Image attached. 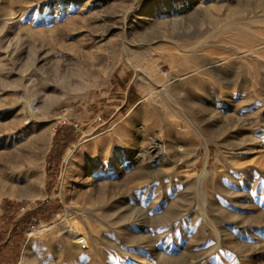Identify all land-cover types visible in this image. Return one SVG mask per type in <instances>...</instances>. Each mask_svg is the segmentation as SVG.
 Returning a JSON list of instances; mask_svg holds the SVG:
<instances>
[{
	"label": "rangeland",
	"instance_id": "obj_1",
	"mask_svg": "<svg viewBox=\"0 0 264 264\" xmlns=\"http://www.w3.org/2000/svg\"><path fill=\"white\" fill-rule=\"evenodd\" d=\"M0 175V264H264V0H0Z\"/></svg>",
	"mask_w": 264,
	"mask_h": 264
},
{
	"label": "trees",
	"instance_id": "obj_2",
	"mask_svg": "<svg viewBox=\"0 0 264 264\" xmlns=\"http://www.w3.org/2000/svg\"><path fill=\"white\" fill-rule=\"evenodd\" d=\"M69 131H70L69 126H61L58 129L57 134L55 136V147L52 150L53 153L51 154V158H50L51 163L54 162L56 159H57L56 162H58V159L61 156V150L64 144L65 143L67 144L70 141L71 134L69 133ZM36 213H37V210L35 211V214ZM30 214L31 213L24 215L19 221H17L13 225V229H12L13 234L16 233L18 230H20V232H23L28 226L33 224V222H30V220H28L30 219L29 217ZM16 260H17V257L11 259V261L6 264H13Z\"/></svg>",
	"mask_w": 264,
	"mask_h": 264
},
{
	"label": "bare ground",
	"instance_id": "obj_3",
	"mask_svg": "<svg viewBox=\"0 0 264 264\" xmlns=\"http://www.w3.org/2000/svg\"><path fill=\"white\" fill-rule=\"evenodd\" d=\"M216 63H217V62H216ZM222 88H223V87H222ZM224 89H225V88H224ZM147 97H148V96H147ZM28 109H29V108H28ZM160 146H161V145H160ZM1 175H2V174H1ZM1 175H0V176H1ZM65 213H66V212H65ZM66 217H67V216H66ZM58 223H59V222H58ZM96 225H97V223H96ZM96 225H95V226H96ZM88 226H89V225H88ZM95 226L93 227L92 231L98 233L100 230H98V228L95 227ZM100 227L102 228V226H100ZM88 228H89V227H88ZM89 231H90V230H89ZM92 231H91V232H92ZM77 236H78V235H77ZM86 239H87V238H81V237L78 238V237H77L73 243H79V244H80V243H83L84 245H89V243H87V240H86ZM88 247H89V246H88ZM74 250H75V249H74Z\"/></svg>",
	"mask_w": 264,
	"mask_h": 264
}]
</instances>
